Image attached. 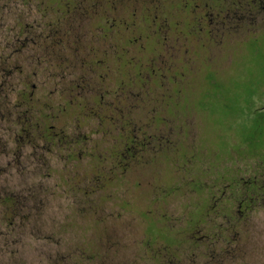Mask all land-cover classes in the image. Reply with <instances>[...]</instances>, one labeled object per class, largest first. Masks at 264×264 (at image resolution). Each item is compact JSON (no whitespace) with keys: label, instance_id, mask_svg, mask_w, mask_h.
I'll use <instances>...</instances> for the list:
<instances>
[{"label":"rangeland","instance_id":"1","mask_svg":"<svg viewBox=\"0 0 264 264\" xmlns=\"http://www.w3.org/2000/svg\"><path fill=\"white\" fill-rule=\"evenodd\" d=\"M10 19L21 17L2 15L0 26L12 24ZM6 34L0 27L1 43L8 42ZM253 34L239 32V41H224L205 51V65L199 63L203 75L192 84L201 88L191 97L193 102L183 100L195 120L189 141L181 144L189 159H181L179 171L174 164L171 170L147 156L123 178L109 182L97 160L115 141L96 128L101 119L91 113L93 93L83 94L76 113L70 108L61 112L59 107L71 97L52 93L49 80L46 91L41 90L47 78L40 65L20 61L7 68L0 63L13 89L8 111L0 114L9 119L0 121V196L9 194L14 200L0 202V264H160L150 259L145 247L157 251L156 246L163 245L161 253L177 257L184 232H196L195 223L211 213V194L218 195V184H233L235 177L244 182L264 170V43L234 48ZM211 70L217 75L204 79ZM25 90L34 101L30 119L36 125L41 122L29 134L15 119L22 112L15 105ZM131 111V118L147 124L148 130L166 134V128L154 131L150 126L149 105ZM49 114L56 119L43 122ZM51 125L80 142L78 148L68 151L43 139ZM184 218L189 224H178ZM241 233L239 260L225 264H264V209L254 211L253 223Z\"/></svg>","mask_w":264,"mask_h":264},{"label":"flooded vegetation","instance_id":"2","mask_svg":"<svg viewBox=\"0 0 264 264\" xmlns=\"http://www.w3.org/2000/svg\"><path fill=\"white\" fill-rule=\"evenodd\" d=\"M223 1L0 0V17H21L0 26L8 38V42H0V63L7 68L20 61L40 65L41 74L47 78L41 90L46 91L49 80L54 84L52 93L71 97L58 111L67 110L68 102L73 108L82 107L83 94L93 93L91 113L101 119L96 128L115 141L111 150L97 160L108 172L103 174L108 182L123 178L147 156L155 164L164 162L169 169L174 164L179 171L181 159H189L188 153L181 152V144L189 141L190 125L195 120L190 104L183 100L193 102L191 97L201 88L192 84L203 75L199 63L205 65V51L227 40L236 41L242 31L264 35V0ZM159 11L164 16L168 12L167 17L160 20ZM0 75L2 114L8 111L13 89L5 79L9 75L3 70ZM20 94L15 107H21V119H15L17 124H24L22 131L29 134L34 101L26 90ZM147 105L153 113L150 126L155 127L154 131L166 128L165 135L153 133L147 124L131 118V110L145 109ZM46 118L49 120L50 114ZM2 120L9 119L5 116ZM48 130L49 134H42L48 143H63L68 151L78 148L80 142L72 141L53 125ZM235 181L234 191L233 185L217 186L211 213L195 223L196 232H184L177 257L161 253L166 249L163 245L156 246L158 252L146 251L150 259L160 264L238 261L241 231L253 223L255 210L264 209V170L253 179ZM13 201L12 195L0 196V202ZM185 220L178 223L189 224ZM204 224L207 226L203 229Z\"/></svg>","mask_w":264,"mask_h":264},{"label":"trees","instance_id":"3","mask_svg":"<svg viewBox=\"0 0 264 264\" xmlns=\"http://www.w3.org/2000/svg\"><path fill=\"white\" fill-rule=\"evenodd\" d=\"M217 2H220V3H224V1L223 0H217ZM160 6V5H159ZM223 6V5H222ZM164 7V6H163ZM168 7H169V5H168ZM167 13L168 12H165V16L163 15L164 13H163V11H159L158 12V18L160 19V20H162L163 19V17H167ZM167 22V21H166ZM252 33H254L253 35L255 36L256 34H257V36L258 37H251V38H248L247 40H243V41H241L240 43H235V45L236 46H234V48L235 49H238V46L241 44V43H252V42H254L255 44H257V43H259L260 41L262 42V43H264V35H262V34H259V33H257V32H252ZM251 35V34H250ZM238 41H239V39H237ZM227 43H229V40H227L226 41ZM239 50V49H238ZM210 74H213V75H215L216 76V74L214 73V72H210V73H206V76L207 75H210ZM204 77V79L205 78H207V77ZM66 106L68 107V108H70V109H73V111L76 113V108H79V107H75V108H73L72 106H71V104L68 102L67 104H66ZM66 107V108H67ZM68 108H67V110H62L61 112H65V111H68ZM82 108V107H81ZM34 109V104L31 106V111ZM47 116V115H46ZM43 117H44V115H43ZM52 119H54V116L52 115V114H50V119L49 120H52ZM45 120H47V118H45ZM31 124H33V128H30L29 130H30V133H32V131H34L35 130V125H36V123H34V121H32V119H31ZM37 126V125H36ZM50 133V131L49 130H47V134H49ZM33 136V135H32ZM35 138V137H34ZM53 145H57V146H59V145H64L63 143H53ZM263 170V169H262ZM261 170V171H262ZM236 178V177H235ZM235 178H233V180L235 181ZM223 183V181L220 183V185H222V186H231V185H233V184H236V181L233 183V184H231V183H229L228 182V184H226V182L224 181V183ZM219 185V184H218ZM214 193V192H213ZM211 196H213V194H211ZM212 206V205H211ZM212 211V210H211ZM179 224V223H178ZM145 249H146V251L148 250L147 249V247H145ZM150 250V249H149ZM148 250V251H149ZM150 252V251H149Z\"/></svg>","mask_w":264,"mask_h":264}]
</instances>
